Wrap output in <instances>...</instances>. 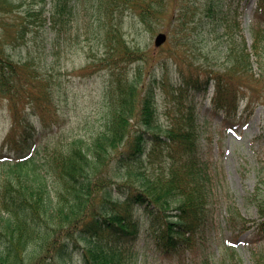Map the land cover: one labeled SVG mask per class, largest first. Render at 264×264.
I'll list each match as a JSON object with an SVG mask.
<instances>
[{
	"label": "trees",
	"instance_id": "1",
	"mask_svg": "<svg viewBox=\"0 0 264 264\" xmlns=\"http://www.w3.org/2000/svg\"><path fill=\"white\" fill-rule=\"evenodd\" d=\"M242 1L53 0L45 15L0 0V99L11 116L1 149L14 155L0 161V264H68L74 255L82 264H133L142 229L161 256L188 252L182 264H220L224 252L226 264L237 251L223 242L215 253L222 212L235 240L250 229L262 239L264 204L253 195V224L235 211L198 142L197 99L209 96L226 120L264 103V0L251 29L254 59L241 34L233 39ZM128 11L148 32L166 23L164 59L129 43ZM81 20L86 32L78 27L77 38H93L101 51H88L84 71L104 73L103 121L87 139L40 145L37 135L48 138L58 122L59 84L41 73L35 52L64 42ZM206 30L227 38L222 61L194 47ZM17 47L27 56L15 58ZM158 93L171 105L166 126Z\"/></svg>",
	"mask_w": 264,
	"mask_h": 264
},
{
	"label": "rangeland",
	"instance_id": "2",
	"mask_svg": "<svg viewBox=\"0 0 264 264\" xmlns=\"http://www.w3.org/2000/svg\"><path fill=\"white\" fill-rule=\"evenodd\" d=\"M16 2L20 5L21 10L42 9L46 15L53 0H16ZM169 10L170 8L166 11ZM255 12L256 0H243L239 4L236 14L240 23V31L233 37L234 40L239 41V34L243 36L250 51L251 59H254L251 47L254 38L251 29L258 28L256 27L258 16ZM125 17V26H127L125 31L129 43L140 45L142 49L150 51L157 58L164 59L167 55L168 42L166 23L161 22L154 32H148L137 23L132 12H125ZM260 17L264 22V17ZM129 25L131 26L128 27ZM83 26L82 20L79 25L74 23L73 35L66 36L64 42L59 45L54 44L53 48L47 43V47L41 49V52H35L41 73L47 72L52 75L59 84V94L54 106L58 122L53 124L48 131H52L45 136H49L48 138H44L45 134L40 136L39 133L37 135L36 140L40 145L48 142L50 146H59L73 139H87L102 124L104 116L102 94L105 85L104 73L99 71L88 74L89 71H84L89 70L87 67L88 51L92 54H99L101 51H99L93 38L85 36L77 38L76 30L78 27L80 33L86 32ZM259 28L264 29V23ZM158 33H164L167 39L161 49L156 50L153 40ZM214 38L215 34L206 30L204 36L198 38L197 41L199 42L194 47H202L201 45H203L204 52L211 51V53L209 52L211 57L219 58L222 61L224 59L222 50L224 44H227V38ZM228 39L230 40V37ZM200 40L203 41L200 42ZM20 49L17 47L16 50L11 51L15 58L27 56L25 51ZM134 66L132 65V67ZM252 72L257 73V67L254 66ZM155 73L158 74L159 71L155 70ZM156 101L159 123L166 126L169 122L166 115L171 109V105L164 102L160 93L157 94ZM196 117L199 125L200 152L204 159L210 160L214 173L221 180L223 179L221 182L219 180V183H222L221 193L233 205L235 211L244 219L250 220V224L258 222V208L253 195H256L257 200L264 204V103H256L252 109L245 113L240 111L235 120H226L222 113L213 109L208 97L199 98L197 99ZM10 125L11 116L7 102L0 99V161L14 158L12 153H8L7 148L1 149V144L10 129ZM27 154L28 152L22 153L24 156ZM3 175L0 167V180ZM49 181L51 183L50 179ZM222 216L214 240L215 253L217 251L216 246L224 242L227 245L235 246L237 251L236 259L227 261L226 264H254L256 260L262 262L264 260V234L261 240L254 239L251 235L252 229H250L235 240L231 232L225 227L223 219L226 214L224 212H222ZM133 246L137 252L136 257H134L136 262L133 264H182L190 259L188 252L169 258L161 256L153 248V244L148 239L144 229L133 242ZM224 255V252L223 254L222 252L219 255L216 254L215 259L220 264H224L221 262ZM68 264H82L79 255H74Z\"/></svg>",
	"mask_w": 264,
	"mask_h": 264
},
{
	"label": "water",
	"instance_id": "3",
	"mask_svg": "<svg viewBox=\"0 0 264 264\" xmlns=\"http://www.w3.org/2000/svg\"><path fill=\"white\" fill-rule=\"evenodd\" d=\"M166 40V35L162 33H158L154 38V45L156 47L162 45Z\"/></svg>",
	"mask_w": 264,
	"mask_h": 264
}]
</instances>
